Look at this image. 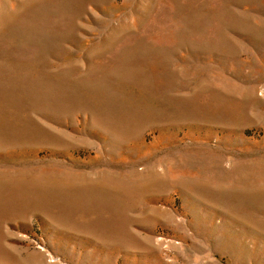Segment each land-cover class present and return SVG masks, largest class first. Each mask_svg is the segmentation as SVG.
<instances>
[{
  "label": "rangeland",
  "instance_id": "1",
  "mask_svg": "<svg viewBox=\"0 0 264 264\" xmlns=\"http://www.w3.org/2000/svg\"><path fill=\"white\" fill-rule=\"evenodd\" d=\"M0 264H264V0H0Z\"/></svg>",
  "mask_w": 264,
  "mask_h": 264
}]
</instances>
